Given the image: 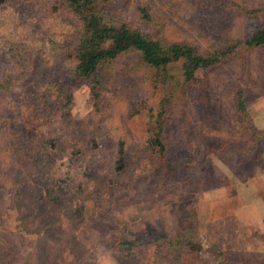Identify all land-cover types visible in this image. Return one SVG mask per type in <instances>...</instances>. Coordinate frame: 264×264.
Here are the masks:
<instances>
[{"label":"rangeland","instance_id":"obj_1","mask_svg":"<svg viewBox=\"0 0 264 264\" xmlns=\"http://www.w3.org/2000/svg\"><path fill=\"white\" fill-rule=\"evenodd\" d=\"M56 1L21 0L0 10L11 26L0 43V75L21 69L4 42L28 44L32 53L23 82L0 94V122L13 124L0 129V227L10 240L0 246V264H180L184 247L170 251V238L202 244L194 264H216L221 249L264 264V138L253 140L250 127H264V47L198 72L206 84L189 85L175 100L163 159L146 145L156 105L149 69L137 53L116 61L97 110L69 55L80 22ZM108 6L131 26L212 48L244 37L258 24L248 11L264 0ZM143 6L153 21L143 18ZM241 88L250 123L236 121L232 94ZM120 138L128 159L117 171ZM130 233L142 236L133 249L115 239Z\"/></svg>","mask_w":264,"mask_h":264},{"label":"trees","instance_id":"obj_2","mask_svg":"<svg viewBox=\"0 0 264 264\" xmlns=\"http://www.w3.org/2000/svg\"><path fill=\"white\" fill-rule=\"evenodd\" d=\"M18 1L21 0H0V10ZM109 2L110 0L56 1L55 7L63 6L74 14L80 22L76 43L69 52L70 58L76 61L75 74L89 84L96 109L101 110L104 100L103 95L108 88L113 65L123 56L137 53L139 64L149 69L150 86L153 95L156 96V105L150 106L153 113L150 119L146 145L150 152L157 153L164 159L167 150L164 135L165 127L169 116L172 114L175 100L182 98L181 93L186 91L189 85L204 86L206 84L205 77L198 75L200 70L208 75L214 72L219 65L232 62L234 59L237 60L243 49L252 50L264 47V7L248 11L250 16L258 21V24L250 23V29L244 37L226 40L223 46L207 48L189 40H167L139 27L131 26L124 20L111 17L108 10ZM141 12L144 19L153 21V15L148 7H141ZM10 27L8 23L0 20V43L2 40H8L4 39V36L10 30ZM10 41L12 42L11 45L4 42L8 45L7 51H14L16 55H19V67L21 69L0 75V94H8L11 90H15L23 82L26 69L32 62L30 58L32 56L31 48L28 44L19 47L17 45L19 43H16L14 39ZM53 83L55 84L54 81ZM53 83L49 85L51 86ZM244 91L241 88L232 94L236 110L239 112V115L235 116L237 123L242 121L250 123ZM12 125H8L5 121L0 122V129L12 128ZM250 127L253 140L259 141L264 138V129L256 128L252 123H250ZM93 141V145L97 146L98 142ZM55 144L54 140L49 141L51 147L54 148ZM127 159L126 141L120 138L117 143L115 160L117 171H121L126 167ZM8 230V227H0V246L2 247H7V244H9L10 240L6 237ZM19 232L27 233V229L21 226ZM115 239L127 249H133L139 245L142 236L135 238L130 233V235L116 236ZM167 241V246L173 248L170 251H174L177 245L184 247L176 257L180 264H194L193 262L197 260L198 253L202 248L200 242L191 239L176 240L174 242L170 238ZM165 253L160 251L159 255L171 254L169 252ZM255 255V258H257L258 255ZM250 263L247 259L232 258L225 249L220 250L216 260V264Z\"/></svg>","mask_w":264,"mask_h":264},{"label":"crops","instance_id":"obj_3","mask_svg":"<svg viewBox=\"0 0 264 264\" xmlns=\"http://www.w3.org/2000/svg\"><path fill=\"white\" fill-rule=\"evenodd\" d=\"M261 128H262V129H264V127H263V126H261Z\"/></svg>","mask_w":264,"mask_h":264}]
</instances>
